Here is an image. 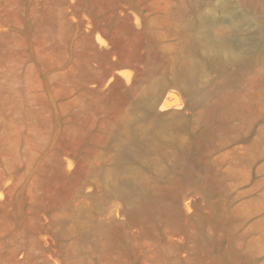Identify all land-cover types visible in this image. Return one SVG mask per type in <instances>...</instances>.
<instances>
[{"label":"rangeland","instance_id":"rangeland-1","mask_svg":"<svg viewBox=\"0 0 264 264\" xmlns=\"http://www.w3.org/2000/svg\"><path fill=\"white\" fill-rule=\"evenodd\" d=\"M0 264H264V0H0Z\"/></svg>","mask_w":264,"mask_h":264},{"label":"bare ground","instance_id":"bare-ground-1","mask_svg":"<svg viewBox=\"0 0 264 264\" xmlns=\"http://www.w3.org/2000/svg\"><path fill=\"white\" fill-rule=\"evenodd\" d=\"M164 101H165V100H164V99H162V104L164 103ZM167 103H168L167 105H169V102H167ZM124 154H125V153H124Z\"/></svg>","mask_w":264,"mask_h":264}]
</instances>
